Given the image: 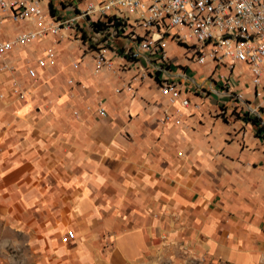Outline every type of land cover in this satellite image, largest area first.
Wrapping results in <instances>:
<instances>
[{"label":"crops","instance_id":"1","mask_svg":"<svg viewBox=\"0 0 264 264\" xmlns=\"http://www.w3.org/2000/svg\"><path fill=\"white\" fill-rule=\"evenodd\" d=\"M31 27L4 20L0 41ZM51 44L0 60V226L47 251L49 264H143L170 243L223 264H264V144L221 92L202 90L230 76L250 99L248 70L197 64L168 41L171 79L190 101L183 107L136 67L94 74L91 53L79 59L67 45L52 66H37ZM165 112L180 124L163 123ZM67 230L75 240L63 243Z\"/></svg>","mask_w":264,"mask_h":264},{"label":"built area","instance_id":"2","mask_svg":"<svg viewBox=\"0 0 264 264\" xmlns=\"http://www.w3.org/2000/svg\"><path fill=\"white\" fill-rule=\"evenodd\" d=\"M51 1L0 0V22H25L32 26L13 39L0 41V60L16 47L52 38V44L36 60L39 67L52 66L58 40L67 39L79 28L81 38L85 32L96 42L90 47L94 74L106 70L117 73L134 66L140 80H157L161 96L187 107L190 101L182 98L181 88L171 79L166 45L173 41L188 48L190 60L197 64L211 61L215 66L226 67L229 75L236 66L248 70L250 99L234 91L230 76L211 78L209 87L202 90L208 94L221 92L233 104L234 117L253 122L254 133L264 144V0H65L66 7L60 15H51ZM96 22L104 24L100 31H93L92 23ZM114 23L118 26L113 27ZM117 42L130 46L119 53ZM118 55L124 59L120 65L114 63ZM78 65L74 63L73 69ZM27 75L34 81L37 78L31 67L27 68ZM126 88H130L129 84ZM194 88L197 90L196 85ZM223 108L218 105L219 114ZM95 113L106 117L103 102H98ZM170 120L180 124L179 119L165 112L161 121ZM73 240L75 233L71 230L61 237L63 243Z\"/></svg>","mask_w":264,"mask_h":264},{"label":"rangeland","instance_id":"3","mask_svg":"<svg viewBox=\"0 0 264 264\" xmlns=\"http://www.w3.org/2000/svg\"><path fill=\"white\" fill-rule=\"evenodd\" d=\"M57 5V2H54ZM57 7V6H56ZM77 33V34H76ZM16 36V35H15ZM13 36L11 39H13ZM86 40L81 38L79 28L75 29L70 37L67 39L58 40V43L54 46L55 54L56 50L68 46L65 48L70 50H78L80 58H83L87 53H92L91 46L85 43ZM73 45V48L71 47ZM59 46V47H58ZM65 46V47H64ZM125 43L117 42L116 48L119 49V53L122 48L129 47L128 44L125 47ZM49 47V46H48ZM46 47L44 50H46ZM43 50V53H44ZM64 51V52H65ZM39 58V57H38ZM37 58V59H38ZM79 59L71 63V67L74 63H79ZM33 68V67H31ZM73 68V67H72ZM29 244V239L22 232L16 230L3 228L0 226V264H49L47 262V256L45 252L38 250L32 244V249ZM143 264H223L219 261H215L206 256H201L200 253L193 251L192 249L179 243L163 244L162 248L158 250L154 255H151Z\"/></svg>","mask_w":264,"mask_h":264},{"label":"trees","instance_id":"4","mask_svg":"<svg viewBox=\"0 0 264 264\" xmlns=\"http://www.w3.org/2000/svg\"><path fill=\"white\" fill-rule=\"evenodd\" d=\"M55 1L57 2V5L54 4ZM65 7H66L65 0H52L51 3L49 4V11L51 15H56V14L60 15V12L62 13V10ZM117 26L118 24L114 23L113 27H117ZM92 27H93V31H100L102 27H104V24L96 22V23H92ZM82 34H83L82 39L88 41V43H90L91 48H93L94 47L93 43L96 42L92 38L88 37V35L85 32H83Z\"/></svg>","mask_w":264,"mask_h":264}]
</instances>
